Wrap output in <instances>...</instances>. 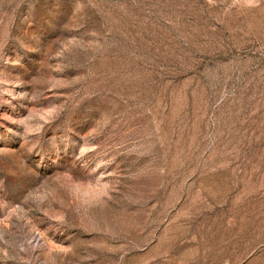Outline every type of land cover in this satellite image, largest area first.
<instances>
[{"label": "rangeland", "instance_id": "obj_1", "mask_svg": "<svg viewBox=\"0 0 264 264\" xmlns=\"http://www.w3.org/2000/svg\"><path fill=\"white\" fill-rule=\"evenodd\" d=\"M0 264H264V0H0Z\"/></svg>", "mask_w": 264, "mask_h": 264}]
</instances>
